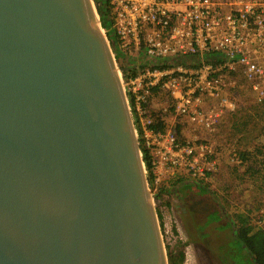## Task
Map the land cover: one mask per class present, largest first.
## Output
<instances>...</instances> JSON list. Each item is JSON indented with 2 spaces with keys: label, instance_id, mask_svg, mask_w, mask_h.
<instances>
[{
  "label": "water",
  "instance_id": "obj_1",
  "mask_svg": "<svg viewBox=\"0 0 264 264\" xmlns=\"http://www.w3.org/2000/svg\"><path fill=\"white\" fill-rule=\"evenodd\" d=\"M0 264H169L93 0H0Z\"/></svg>",
  "mask_w": 264,
  "mask_h": 264
},
{
  "label": "built area",
  "instance_id": "obj_2",
  "mask_svg": "<svg viewBox=\"0 0 264 264\" xmlns=\"http://www.w3.org/2000/svg\"><path fill=\"white\" fill-rule=\"evenodd\" d=\"M107 2L114 57L117 50L135 69L128 75L115 57L139 145L149 156L144 169L153 199L169 195L156 198L172 176L209 181L219 168L215 127L236 110V89L264 103V0ZM176 56L193 59L164 63ZM231 160L240 163L235 153ZM258 215L263 226L264 202Z\"/></svg>",
  "mask_w": 264,
  "mask_h": 264
},
{
  "label": "rangeland",
  "instance_id": "obj_3",
  "mask_svg": "<svg viewBox=\"0 0 264 264\" xmlns=\"http://www.w3.org/2000/svg\"><path fill=\"white\" fill-rule=\"evenodd\" d=\"M121 60V63L124 64L125 61L122 58ZM162 99L163 96L158 98L159 103ZM236 99V110L224 116L215 127L213 140L221 162L217 172L203 185L206 192L201 189L195 191L194 201L190 203L189 207H186V203L182 200H190V193L182 192L178 185L171 188L172 193L164 196L165 199L158 201L154 199L157 213L161 217L159 221L160 226L162 223L161 232L166 250L168 252L175 244L179 245L184 250L183 264H223L218 249L229 239L232 231L228 233V231L216 227V224H226L224 223L225 219L221 221L213 219L218 223L205 229L207 232L205 238L194 232V230L196 232L198 229L202 230L203 227L199 225L204 220L206 212L213 206L212 202L204 200L207 194L216 200L228 222L234 212L242 211V198L246 201L244 205L251 209V216L254 219L261 208V200L264 199V186L259 185V181H262L261 177H264V170L260 169L254 174V177H248L243 173L244 166L240 163L235 164L231 160L236 150L252 149L255 145L257 146V141L264 140L262 132L264 119L259 115L261 108L256 105L245 88L236 89ZM242 122H246V125L242 126ZM181 180L190 183V179L185 177ZM189 187L191 192L196 188L191 183ZM244 195L247 197L245 198ZM164 200L169 204L166 205ZM200 207L202 210H198ZM222 227L225 228V226ZM231 244V241H227L228 247ZM229 257L232 261L231 264H248L240 255H229Z\"/></svg>",
  "mask_w": 264,
  "mask_h": 264
},
{
  "label": "trees",
  "instance_id": "obj_4",
  "mask_svg": "<svg viewBox=\"0 0 264 264\" xmlns=\"http://www.w3.org/2000/svg\"><path fill=\"white\" fill-rule=\"evenodd\" d=\"M97 3V11L99 15V20L102 28L105 30L106 36L111 43L112 48L115 50L116 38L115 34L112 30V22L110 18V8L107 0H95ZM115 57L117 59H123L125 63L121 66L125 72H128V75H132L135 73V69L131 70L129 67L130 59L124 58L120 52L115 51ZM212 56L208 54L205 56L206 59H210ZM189 59H193L192 57H174L170 59L164 60V63L174 64L177 62H186ZM127 62V64H126ZM130 62V63H129ZM129 63V64H128ZM261 108L260 116L264 119V103L256 104ZM259 111V110H258ZM264 122V120H263ZM242 126L246 125V122H242ZM264 124V123H263ZM157 126H160V123H157ZM264 127V126H263ZM262 127V130H263ZM263 132V131H262ZM262 142V143H261ZM257 141V146L255 145L252 149H242L236 150L235 154L238 156L240 160V164L244 166L243 173L248 177H254V174L259 172L260 169L264 170V140ZM140 149L142 152L143 161L147 168L150 167L149 156L146 150L142 147L140 143ZM182 178L179 176H172L166 182L162 183L156 194L157 197H162L163 194L172 193L171 188L178 185L182 192L190 193V200H182L186 203V207H189L190 203L194 201L195 191L199 190V188H195L193 192H191V188L189 187L190 183L182 182ZM149 183L152 181V177L148 175L147 177ZM262 181H259L260 186H264V177H261ZM202 182V181H200ZM186 183V184H185ZM205 182H202L203 186ZM203 192H206V188L203 186L201 188ZM181 194V193H180ZM182 199V198H181ZM202 199V198H201ZM198 200V199H197ZM204 200H208L212 202L213 206L211 209L206 212L204 216V220L201 222L199 226H202V230L198 229V232L201 233L202 238H205V229L210 225L214 226L217 221H221L225 219L226 224H216V227L221 228L222 230L228 231L230 233L232 231V235L230 234L228 242L231 241V246L228 247L227 241L219 246V254L223 264H231V258L229 255H240L244 261L248 264H264V225L261 226L257 223L256 220L259 219V215L251 216V209L247 208L244 204H242V211L234 212L231 215V219L228 222V219L224 218L223 213L221 212L219 206L215 199H213L208 194L205 196ZM199 201V200H198ZM202 202V200H201ZM168 205V201L164 202ZM205 208V207H204ZM198 210H202V208H198ZM206 210V208H205ZM209 214V216H208ZM159 218L160 214L158 213ZM213 219H216L215 221ZM162 226V223H161ZM222 226H225L223 228ZM199 228V227H198ZM231 229V230H229ZM169 264H183L184 262V250L177 244L171 247L170 251L167 252Z\"/></svg>",
  "mask_w": 264,
  "mask_h": 264
},
{
  "label": "flooded vegetation",
  "instance_id": "obj_5",
  "mask_svg": "<svg viewBox=\"0 0 264 264\" xmlns=\"http://www.w3.org/2000/svg\"><path fill=\"white\" fill-rule=\"evenodd\" d=\"M190 183L196 187V188H199V189H203V186L202 185V182L198 181V180H190Z\"/></svg>",
  "mask_w": 264,
  "mask_h": 264
},
{
  "label": "crops",
  "instance_id": "obj_6",
  "mask_svg": "<svg viewBox=\"0 0 264 264\" xmlns=\"http://www.w3.org/2000/svg\"><path fill=\"white\" fill-rule=\"evenodd\" d=\"M217 157H218V156H217ZM218 162H219V165H220V162H221V161H220L219 157H218ZM244 192H246V191H244ZM244 197L246 198L247 196L244 195ZM242 201H243V204H244V202H246L244 198H242ZM247 201H249V199H247ZM262 202H264V199L261 200V205H262ZM194 232H195L196 235L201 234L200 232H196L195 230H194Z\"/></svg>",
  "mask_w": 264,
  "mask_h": 264
}]
</instances>
